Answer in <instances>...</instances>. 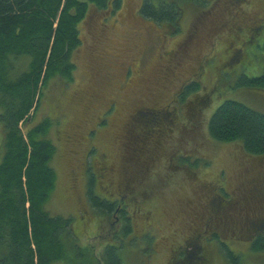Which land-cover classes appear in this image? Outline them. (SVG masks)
Wrapping results in <instances>:
<instances>
[{
  "label": "rangeland",
  "instance_id": "rangeland-1",
  "mask_svg": "<svg viewBox=\"0 0 264 264\" xmlns=\"http://www.w3.org/2000/svg\"><path fill=\"white\" fill-rule=\"evenodd\" d=\"M142 1L121 0L119 10L106 19L88 14L79 28L81 44L73 53L72 80L51 79L43 90L37 113L31 115L29 125L45 119L51 122L49 139L56 148L52 166L57 181L47 209L53 215L73 218L79 238L76 245L84 250L83 259L73 257L66 264H102L104 245L118 244L114 238L125 224L90 208L87 194L91 180L93 195L112 202L122 191H130L136 206L125 209L133 233L121 238L118 254L123 264H168L175 257L178 244L192 242L199 232L193 222L197 218L205 220V203H212L216 194L226 197L232 207L235 205L240 219L244 216L248 220L250 209L253 213L256 210L248 205V190L257 182L255 173L264 171V158L248 157L240 142L213 141L207 121L225 101L237 102L264 115V91L241 85L244 78L264 75V32L251 44L247 43L252 40L246 37L249 33L243 31L245 22L236 25L244 26L242 31L232 32L233 17L239 12L262 18L264 0H247L246 6L237 8L229 6V0L180 5L181 32L175 37L167 34L163 25L140 15ZM241 20L239 15L237 21ZM200 21H204V26L198 25ZM198 28L197 39L178 75L159 80L158 67L166 59L165 54L173 52L175 42L188 38ZM214 37L217 45L212 42ZM244 39L245 51L237 45ZM232 50L238 59L228 63L215 80V72L227 62ZM201 59H205L201 80L204 85L189 94L186 101L173 104L179 88L197 73ZM132 64L135 72L126 75ZM196 99L208 101L190 118L182 105ZM112 101L114 107L108 111ZM137 108L160 115L162 111L174 113L176 123L166 125V129L152 128L154 144L148 143L149 147L145 143L134 146L124 127L129 114ZM158 130L166 134L157 137ZM1 134L0 127V158ZM219 187L224 191L219 192ZM127 201L123 199L124 204ZM222 233L220 239L225 241L221 243L238 256L237 263L264 264V254L254 253L250 242ZM204 249L208 253L207 264H231L218 243L212 242Z\"/></svg>",
  "mask_w": 264,
  "mask_h": 264
},
{
  "label": "trees",
  "instance_id": "trees-1",
  "mask_svg": "<svg viewBox=\"0 0 264 264\" xmlns=\"http://www.w3.org/2000/svg\"><path fill=\"white\" fill-rule=\"evenodd\" d=\"M218 1L221 0H217L215 4ZM233 1L237 2V6H246L245 2ZM191 3L201 5L207 1L143 0L139 13L144 19L163 25L167 34L175 37L173 35L180 32L183 12L180 5ZM120 7L121 0H0V264H66L74 258L81 260L85 257L84 250L76 245L79 238L75 234L73 218L53 215L47 209L57 181L52 166L56 148L49 139L51 122L45 119L36 125L29 123L31 115L33 117L38 111L46 84L51 79L60 81L64 78L66 82L72 80L75 70L73 53L81 44L80 24L90 13L99 17L102 15L106 19L113 16ZM242 20L240 23L245 21L247 24L246 20ZM201 23L204 25V21L198 23L200 27L203 26ZM233 28L232 32L242 31L239 26ZM170 29L172 33L169 32ZM243 31L249 33L246 37L252 40L247 43L251 44L255 37L262 36L264 26L258 27L251 34L247 30ZM218 35L219 33L216 36ZM215 41L214 37L212 42ZM245 43L244 39L237 45H241V50L245 51ZM171 54L172 52L168 53V57L158 67L159 80H168L177 74L169 71ZM234 54L235 51L232 50L230 55L233 58L230 62L238 59ZM243 56L246 57L245 54ZM243 56L240 55L241 58ZM129 66L131 65H128L126 75L135 72ZM225 66L226 62L215 72V80L221 76ZM202 75L203 71L197 70L179 88L181 90L174 96L172 103L186 101L189 94L197 92L203 84ZM241 85L251 90L264 91V75L244 78ZM207 101L196 99L183 104L184 113L193 118ZM112 107L113 101L107 110H112ZM153 113L137 108L127 117L124 131L128 140L132 137L134 146L145 143L149 147L148 143L154 144L150 135L152 128L166 129V125L176 123V116H172L174 113ZM103 120L101 117L100 121ZM207 130L209 137L215 142H240L248 157L264 158L263 114L237 102L225 101L209 117ZM155 134L163 137L166 132L158 130ZM128 151L131 152V149ZM134 151L137 149H133ZM255 174L259 180L251 190L248 188V205L254 206L256 210L253 213L250 209L248 220L244 216L240 219L235 205L232 207L230 201L225 200L226 197L216 194L218 197L213 198L212 203L211 200L205 203L208 210L205 220L197 218L193 222L196 225L194 228H200L199 232L193 236L192 242L178 244L173 252L175 257H171L168 264H207L208 253L204 248L212 242L219 244L229 263L240 264L237 263L238 256L221 243L225 239H220V231L225 237L237 235L241 241L250 242L254 253L264 254V171H257ZM240 186L244 185L241 183ZM92 188L93 180L87 194L90 208L104 215H116L125 221L120 233L114 238V242L118 241V244L104 245L100 261L102 264H123L118 251L122 249L120 243L123 237L133 233L131 218L126 208L117 211L120 197L111 204L93 195ZM218 191L224 189L220 188ZM229 228L233 229L227 231Z\"/></svg>",
  "mask_w": 264,
  "mask_h": 264
},
{
  "label": "flooded vegetation",
  "instance_id": "flooded-vegetation-1",
  "mask_svg": "<svg viewBox=\"0 0 264 264\" xmlns=\"http://www.w3.org/2000/svg\"><path fill=\"white\" fill-rule=\"evenodd\" d=\"M239 1H241L243 3L245 2V4H248V1L247 0H239ZM236 3L237 2L234 3V1H233V3H231L230 0H229L228 5L231 6L232 8L241 7V5L240 6H237ZM256 12H259V11L256 10ZM260 12H263L264 13V9L260 10ZM239 15L243 19L245 18V20L247 22V24H246V30L248 32H250V34L251 33H254L255 31H257L258 27L264 26V24H262L263 23V19H264L263 18L264 17V14H263V17L261 18L260 15H258V14L252 13L251 14L252 16H247L244 13L239 12L237 16L233 17V19H234V24L233 25H235V26L232 25V27H237L236 25L241 22V21H237V18L239 17ZM201 25H203V24L201 23ZM256 26H258V27L255 28ZM215 31H217V28H216ZM215 31H214V33H217ZM169 32L172 33V29H170ZM197 33H198V29L196 31H193L191 33V35L188 37V39H186V40L184 39V40H182L179 43L175 42L176 43L175 44V50H173V52H172V54L170 56V60H169V65L171 67L169 69V71H171V72L174 71V72L177 73V71L181 68L182 61L186 60L188 51L191 49V47L193 46V44L195 43V41L197 39ZM165 56L168 57V53H166ZM232 58H233V55H230V58H229V60L226 63L227 64L230 63V61L232 60ZM204 64H205V59L204 60L201 59L200 62H199L198 72L202 70V67H203ZM129 67L130 68L132 67V69L135 68L134 65H131ZM196 76H197V74H196ZM198 78H200V76ZM186 82H188V81H186ZM101 170L102 171H106L107 169L106 168L105 169L102 168ZM124 198L128 199V201H127L126 204L123 203V199ZM116 200L117 199H114V201H112L111 204L113 202H115ZM119 201H120V203L118 204V207H117V209H118L117 211L118 212H119V210L122 211L123 207L124 208H127L129 205L132 208H135L136 207V206H134V203L130 199V191L129 192H126L125 190L122 191L121 192V195H120V200ZM114 217H116V215H114ZM116 221H122L123 223H125V221H123V220H121L120 218H117V217H116Z\"/></svg>",
  "mask_w": 264,
  "mask_h": 264
}]
</instances>
